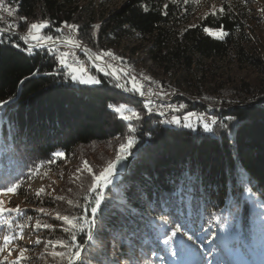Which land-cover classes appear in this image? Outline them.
<instances>
[{"label":"trees","instance_id":"16d2710c","mask_svg":"<svg viewBox=\"0 0 264 264\" xmlns=\"http://www.w3.org/2000/svg\"><path fill=\"white\" fill-rule=\"evenodd\" d=\"M15 1L22 30L47 20L50 27L43 32L59 38L57 28L77 25L78 42L93 57L110 51L122 58L115 62L132 66L141 78L188 98L174 99L171 110L180 124H163L149 112L153 93L148 87L143 85L144 96L130 90L127 94L96 67L89 73L101 84L74 83L56 60L59 51L29 53L17 35L0 34V102L8 101L0 109V183L19 182V195L34 177L57 173L76 153L90 150L92 175L81 172L72 178L74 172L69 173L53 198L25 196L26 204L55 212L50 217L22 210L27 222L39 221L44 244L69 243L74 231L87 264H160L165 254L162 221L169 220L194 238L206 237L205 243L197 242L216 264H227L223 250L214 245L219 234L223 244L243 253L250 250L259 262L264 257V34L259 31L264 19L259 0H99L98 9L97 0ZM81 1L88 3L81 6ZM220 26L228 33L222 39L202 30ZM133 39L139 45L131 52L143 46L150 65L140 58L124 59L122 48ZM225 66L246 74L233 77ZM57 70L60 74H48ZM115 70L130 88L134 75ZM120 103L140 112L141 119L125 121L109 107ZM182 103L185 107L179 109ZM189 112L215 119L213 133L203 132L195 117V131L183 127ZM129 135L135 139L130 150L134 160L104 193L93 231L96 239L90 242L77 230L66 233L68 226L57 214L91 218L89 205L101 192L90 190L93 177L115 159L109 149L117 153ZM55 152L64 156L50 163ZM9 218L18 219L14 213ZM24 227L12 233L0 229V238L20 236ZM52 249L44 248L35 264H67L66 258L51 253L71 249Z\"/></svg>","mask_w":264,"mask_h":264},{"label":"snow or ice","instance_id":"6c2138e0","mask_svg":"<svg viewBox=\"0 0 264 264\" xmlns=\"http://www.w3.org/2000/svg\"><path fill=\"white\" fill-rule=\"evenodd\" d=\"M185 4L188 3V0H183ZM246 3L247 0H244ZM0 9L3 11H6L8 16H12L13 12L10 8L5 7L3 4V0H0ZM221 13L225 11L224 8H221L219 10ZM215 15V13H213ZM26 19V18H22ZM50 27V22L47 20L41 21L39 23H31L27 34L22 37L25 41V43L32 42V47L28 48L27 51L31 53L33 49L35 48H45L48 47L51 51L55 52L56 49L54 45L58 42L70 46V48H80L81 44L73 39L71 35H69L67 38L58 40L55 36H49L43 32L44 29H47ZM8 29H13L14 25L8 24ZM65 28H68L73 31H78V26L74 24H65ZM205 33L208 35H212L218 39H222L223 37H226L228 33L223 30V27L220 26L218 29L214 30L210 27H203L202 29ZM0 31H3V29H0ZM57 32H61L62 29L57 28ZM74 53L69 51H62L59 52V54L56 56V60L58 61L59 65L63 70H66V74L69 76L70 80L74 83L81 84V85H99L101 84V80L98 79L95 75H92L88 72L87 68L84 65H81L78 60L73 59L71 63H69V60L71 57H74ZM105 57L110 58L112 60L115 59H122L115 56L114 53L110 51H103L100 54H97L94 59L96 61H100L104 59ZM109 69H114L115 66L111 64L106 65ZM94 67L97 68L98 71L104 72V68H100L98 65H94ZM51 74H60V70H57V73H48ZM105 75H111L119 81L120 77L116 70H111L109 72H105ZM130 76V74H128ZM145 80H150V78L145 77ZM137 78L134 76H131L128 80V85H130V88H127L126 90H130L133 94H139L140 96L145 95V91L143 90V85L138 84ZM23 83V81H21ZM116 87L124 88L125 86L120 85L117 83L115 85ZM8 103V101L0 102V109H3L5 105ZM110 108L113 109L114 112L118 113L120 117L125 120L131 122L133 119L140 120L141 114L136 109L132 108L131 106L120 103L118 106L109 105ZM179 109H183L184 105H179ZM151 109L149 108V112ZM192 117L196 118L197 124L202 127L203 132L205 133H213V126L217 125V121L215 119H212L210 121H206L204 117L198 116L195 113L189 112L188 115H185L183 117L184 123L183 127L192 129L193 131L196 130V128L193 126L192 123ZM165 123H172V124H180V119L177 117H173L169 121H165ZM221 127L227 128V124H221ZM133 131V129H130V132ZM135 145V139L132 135H129L126 138L125 142L120 143L119 149L117 151L116 157L114 161H111L107 164V167L103 169L102 172L99 173V175H95L93 177L94 182L91 184V191L97 192V189L107 187V185L112 183V176L115 174V171L117 169V165L122 164V162L127 159L128 155L131 154V149ZM64 154L62 152H55L53 153V159L50 160V163L55 161V158H63ZM85 167L87 168L88 172H92L91 167L88 166L87 162L85 161ZM19 187V182L17 181H9L6 183H0V195H4L6 193H15L16 189ZM39 195V193H37ZM57 199H63V197H57ZM104 201V196L102 192H97V195L94 198V203H91L89 205L90 207V214L91 218L88 216H69V215H59L57 214L56 219L62 220L64 225H67L68 227H65L63 231L70 232V230H77L81 233H84L87 236L88 241H93L96 239V237L93 234V231L96 226V217L98 215V210L101 208V204ZM71 204L72 202L69 201ZM41 212L44 211V209H40ZM16 214L18 219L16 221H13L9 218L10 214ZM27 222V218L25 216V213L17 206L16 208H7L4 206L3 201H0V229L7 228L9 233H12L15 231V229H22L24 227V224ZM164 228H163V237L162 243L165 245V251H168L171 253L173 257L177 256L178 254H191L193 252V246L196 245L197 239L200 240V243L203 244L207 241L206 237H196L189 232L184 230V226L177 224L175 222H170L169 220H163L162 221ZM85 226H87V231L85 232ZM37 228L41 227V225L38 223L36 225ZM45 228L51 227V225L45 224L43 225ZM22 238L17 233L16 235H9L5 234L2 238V243L4 246H7L12 243L14 239ZM41 241L37 239L36 244L39 245ZM49 244H52L54 248L59 249H71L70 252H65L63 250L61 251H53L51 253V256L53 258L59 257L61 260L65 259L67 260V264H87V261L82 260V251L80 244L76 243V235L75 232H71V241L69 243H65L62 240H58L53 242L52 240L48 241ZM174 245V247H172ZM0 251H3V247H0ZM27 251V249H22L19 253V256L21 259L24 258V252ZM11 253H9L10 255ZM16 264H19V261L16 262ZM100 264H105V261H101ZM208 264H212L211 261L208 262Z\"/></svg>","mask_w":264,"mask_h":264},{"label":"rangeland","instance_id":"374dc122","mask_svg":"<svg viewBox=\"0 0 264 264\" xmlns=\"http://www.w3.org/2000/svg\"><path fill=\"white\" fill-rule=\"evenodd\" d=\"M87 3H88L87 1H81L80 4H81V6H86ZM96 3H97V5H96L95 9H98V5H99L100 1L97 0ZM257 8H258L259 15L261 16V18L264 19V0H259ZM208 9L209 8L207 7L206 9L202 10L201 12L207 11ZM215 9L216 8L214 6L212 8V10H215ZM15 18H16V22H20L17 20V17H15ZM39 22H41V21H38L35 23H39ZM30 24L31 23H28L26 28L23 30H22V28H20L19 30L16 28L14 31L17 32L18 34L22 35V36H25L27 34L28 26H30ZM22 31L24 33H22ZM259 31H260L261 35L264 34V28L263 27L260 28ZM75 40H77V39H75ZM136 45H139V43L134 39L128 41L124 45V47L122 48V51L124 50L123 52L126 55V57H124V59H127L129 57H132L133 59L140 58V59L146 61L147 65H150V62L148 60V56H147L146 51H145L143 46H140V48L138 49V52L136 54L131 52V48H133ZM126 47H128V48H126ZM103 62H105L107 64L114 65L115 68L112 70H115L117 67V68H120V69L127 71L129 73H132L134 75V77L137 78V81H139L142 85L148 87V91L151 92V94L156 93L158 95V92H159L158 90H160V89H159V87H157L156 82H154L152 79L150 81L144 80L143 78H141L140 75H138L134 71L132 66H129L126 64H119V63L115 62V60H112V59L107 58V57H105L103 59ZM222 68L224 70H226L228 73H230L233 77H242L246 74L242 70L236 69L235 67H232V66H225ZM155 79H157V78H155ZM146 81H148V82H146ZM176 94L178 96L183 95L180 93H176ZM153 95L154 94H152L150 98H152ZM162 95H163V97H162ZM158 96H159V99L167 101L166 97L167 98H173V97H175V94L173 91H170L169 89L168 90L163 89V91L160 92ZM185 98H187V97L185 96ZM179 105H181V104H179ZM182 105H184V104L182 103ZM149 108L152 110V105ZM174 116H176V115H174ZM203 117L205 118L206 121H210L208 116H203ZM193 118L194 117H192V120H193ZM194 120H196V118ZM109 150H110V152L108 154L109 157L110 156L116 157L117 153H115L113 151V149H111V148ZM88 152L85 151L81 154V152L79 151L78 153H76V155H74L73 159L70 162H67L61 168V170H58L57 173H47L45 175L44 174L38 175V176L34 177L28 184L25 185L24 189L20 193L21 195L16 194V192L15 193H6L4 195H0V201H3L4 206L7 208H16L18 206L21 210L32 209V210H35L39 213H42L43 215L54 217L55 212L52 210H49V209L46 210L45 209L43 212H41L40 209H43V208L40 207L39 205L32 206V205L26 204V200H27L26 197H29V198L34 197V200L47 198V197L53 198V197L58 196L61 187L64 186V184L66 183V181L69 178L68 177L69 173L74 172V173H72V178L75 176H78L81 172H86V173L92 175L93 174V167L91 165L90 157L87 156ZM95 155H96V153H95ZM85 161L87 162L88 166L91 167L92 172H88L87 168L85 167ZM78 163H80V166H79L80 169L77 168ZM118 178L119 177H117V176L115 178V174H114L111 178L112 179L111 184H113L115 181H117ZM111 184H109V185H111ZM109 185H107V186H109ZM104 188L105 187L99 188V189L101 192H103ZM37 193H39V195H37ZM38 223H39V221L36 220L35 218L28 220V222L26 223L24 230L22 232L23 234L20 235L22 238H17V240L12 241V243L7 245V246L3 245L2 238H0V247H3V251H0V264H16L17 261H19V264H35V261L38 259V257H40V254L44 248L51 247V250H53L52 249V248H54L53 246H49V244H44V242H43L44 240L41 239V234L38 231V228L36 227V225ZM37 239H39L41 241V243L39 245L36 244ZM235 239H236V236H234L232 238L231 242L235 241ZM215 240L218 243L215 242L214 245L219 248V251L223 250V252L225 253V257H226V258L223 257V259L227 264H264V257L261 258L260 261L258 262L256 258L251 257V256H253V253L250 250H248L246 253H243L241 250L236 249L233 246H227V245L223 244L224 237L221 234H219L215 238ZM163 246H164V250H165V245H163ZM172 247H174V245ZM22 249H27V251L24 252V258L23 259H21L19 256V253ZM9 253H11V254L9 255ZM210 259L211 258H210L208 250L204 246H202L200 243L197 242L196 245L193 246V252L191 254H183V255L178 254L177 256L173 257L170 252L165 251L164 257L161 258V260H159L158 262L160 264L161 263L162 264H208V262L211 261L212 264H216L215 263L216 260L214 261V260H210Z\"/></svg>","mask_w":264,"mask_h":264},{"label":"built area","instance_id":"2783aa9c","mask_svg":"<svg viewBox=\"0 0 264 264\" xmlns=\"http://www.w3.org/2000/svg\"><path fill=\"white\" fill-rule=\"evenodd\" d=\"M3 4L5 7H8L12 10L13 15H15V13H17V6H16V2L14 0H3ZM0 10H2V9H0ZM3 25L4 26H0V29H3V34H9L10 33L13 35H17L20 38L21 42L25 45V47H27V49L32 47V42H29L26 44L24 39L22 38L24 36L18 34L17 32H14V28L11 30L8 29L5 22H3ZM61 29H62V31L60 32V38H58V40L67 38L69 35H71L72 38L78 40L79 35L76 34V31L70 30V29L65 28V27H62ZM54 47H55L56 51H59V52L71 50L75 55H74V57L70 58L69 63H71L73 59L78 60L81 65H84L87 68L88 72L92 69V67H94V65H97L92 61L91 57L88 54L89 51L87 50V48L83 44H81L80 48H70V46L58 42L54 45ZM35 50H49V51H51L48 47L33 49V51H35ZM84 55L88 59H86L84 57ZM158 91H159L158 92V95H159V93L162 92L163 90H158ZM153 94L154 95L152 97V102H153L152 108H153L154 113H163L166 115V118L168 120H171L173 117H175L174 116L175 114L172 112L171 109L174 105L173 103H174V99L176 97H173L174 99L166 97L167 101H165V100L159 99V96L156 93H153ZM181 124H183V121L181 122Z\"/></svg>","mask_w":264,"mask_h":264},{"label":"water","instance_id":"95a60500","mask_svg":"<svg viewBox=\"0 0 264 264\" xmlns=\"http://www.w3.org/2000/svg\"><path fill=\"white\" fill-rule=\"evenodd\" d=\"M88 54H89V56L91 57L92 61H93L95 64H97L99 67L104 68V70H105L106 72H109V71L112 70V69H109V68L106 66L107 63H105V62H103V61H96L90 53H88ZM110 76H111V75H110ZM111 77H112L117 83H119L120 85L125 86L124 88H121V89H122L125 93L128 94V91L126 90L127 88H126L125 83H124L121 79H119V81H117V79H116L115 77H113V76H111ZM179 96L185 98L184 95H179ZM177 97H178V95L176 94V98H177ZM261 106H264V104H261ZM133 160H134V155L131 154V155H128L127 159H125V160L122 162V164L117 165V169H116V171H115V178H116V176L119 177V178H122V177L127 173V171L129 170L130 165H131V163H132ZM115 182H116V181H115ZM109 186H110V185H109ZM109 186H107V187L104 188V193H105L106 189H107ZM103 196H104V194H103Z\"/></svg>","mask_w":264,"mask_h":264},{"label":"bare ground","instance_id":"6f19581e","mask_svg":"<svg viewBox=\"0 0 264 264\" xmlns=\"http://www.w3.org/2000/svg\"><path fill=\"white\" fill-rule=\"evenodd\" d=\"M15 1V0H14ZM16 2V1H15ZM16 6H17V13H15V15H12V16H8V14H7V12L6 11H3V10H0V19L3 21V22H5L7 25L8 24H12V25H14V29H20V25H19V23L18 22H16V15L18 14V12H19V5L17 4V2H16ZM19 21V20H18ZM28 28H29V26H28ZM19 32V31H18ZM22 33H24L23 31H22ZM0 34H3V31H0ZM146 82H148V81H146ZM155 84V83H154ZM157 84V83H156ZM157 87H158V85H157ZM160 89V88H159ZM161 90V89H160ZM173 95V94H172ZM175 97H176V94H175ZM151 101H152V98H151ZM151 112V114H153V115H157L158 117H160L162 120H163V124H166L165 123V121H169L167 118H166V115L165 114H163V113H154V111H153V108H152V110L150 111ZM168 124H172V123H168Z\"/></svg>","mask_w":264,"mask_h":264}]
</instances>
